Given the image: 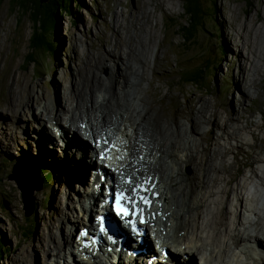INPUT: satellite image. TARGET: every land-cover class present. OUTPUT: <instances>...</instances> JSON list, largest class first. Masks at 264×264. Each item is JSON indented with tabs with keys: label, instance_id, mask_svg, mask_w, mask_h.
Returning a JSON list of instances; mask_svg holds the SVG:
<instances>
[{
	"label": "rangeland",
	"instance_id": "rangeland-1",
	"mask_svg": "<svg viewBox=\"0 0 264 264\" xmlns=\"http://www.w3.org/2000/svg\"><path fill=\"white\" fill-rule=\"evenodd\" d=\"M9 1L10 0H5L0 4V127H2V130L0 129V238L4 240V245L8 248L7 252L0 250V264H54L56 258L53 254L60 252V249L64 247L63 245L60 246L58 243L59 235L63 236V231L58 230V228L54 229L56 234V245L59 246H55L54 244L51 248L52 254L50 255V260L45 255L43 249L46 246H43L41 242L38 241L37 236L39 237L42 231L47 234V227L51 225V222H60L64 218L60 217L53 221L63 209L72 210L73 206L76 205L73 212L77 215V213H79L78 208L82 207H78V199L81 198L82 194L79 191V187L76 185L77 181L71 179L65 170L67 164L70 165L75 159L76 161L78 160V154L75 155L78 138L76 135H70L73 143L68 141V147L61 146L62 144L55 146L52 140H50V145H44V148L47 151H55L58 155L52 154L50 157H45L33 147V145L38 144L39 141L41 142L39 130L35 127L34 129H30V125L26 123H31V121H27V119L34 112L41 113L37 101L39 98L43 97V95L46 94L48 96L51 94L50 91H54L55 82H60L58 84H60L63 98L65 97L64 90L68 86L70 92L75 94L79 87L86 88L91 85H96V99L99 101L102 99L100 97L102 96L101 86L98 81L93 80L91 82H85L83 86H78L80 70L77 71V69H80L82 63L78 66L72 59V44L74 38L76 37L77 40L81 41L78 44L80 53L82 54L85 51L86 55H82V62L89 60L88 58L95 53H99L111 59L109 53L115 49L114 46L119 44L122 39H129V35L137 29H140L142 27V22L148 20V18H145L143 21H137L140 19V14H143L142 11L148 8L149 11L152 12L149 17L153 19L151 26L154 28V36L152 35V39H154L153 42L156 43H154L153 46L151 44V48L147 53L146 62L139 65L141 67L145 66V80L141 85L140 97H145L150 101L155 99L156 102L151 104V108H156L160 114H163L165 109L169 114H177L179 112L178 106L187 107L186 114H188L191 111L192 105L199 106L198 99L201 97L206 99L209 105L214 107L213 110L226 116L228 113H232L231 108L237 109L240 107L241 102L237 99L240 98L241 95L238 90L239 82L242 88H244L243 85H247L245 81L237 79L238 77H243L239 67L241 63L243 65V61L241 62L242 58L238 57L239 49L236 44L237 41L241 39H238L239 31L237 32L236 28L241 30L243 20L245 21L249 18L250 14H253L258 27H264V0H208L205 5L202 6L203 20L201 28L196 21L190 24L191 17L189 15V9H192V13L196 12L197 3L203 0H192L190 3H187L186 11L184 10L185 14L182 17L184 26L185 24H190L189 28H187L188 26L183 28V32L188 37V39H186V47L183 45L181 37L174 35L172 32L175 31V25L180 21V16L183 14L184 0H85L83 8L79 10L76 8V5H72L71 12L69 10L66 12L64 11L62 16L60 11H57L60 17L58 18L57 24L58 32L53 33L51 37L55 40V53L52 55L45 54L40 56L44 57L42 58L40 72L39 67H33L35 66L34 64H31L29 69L23 66L26 65L23 63V60L25 55L28 54L29 38L34 34L32 31L33 17L25 13L28 8H25L22 12H18L15 7V2L14 6L11 7ZM163 12L170 15L171 18V21L167 23L169 28H167V30L163 23ZM23 13L25 17L22 18ZM38 21V18L34 19V30L40 29L42 21H40V25ZM232 21L234 22V26L232 25ZM208 29L212 32H207ZM245 34L247 35V32ZM152 47L154 48L152 49ZM185 48L188 52H185ZM153 50L154 54H151ZM120 52L122 55L116 57L123 58L126 70V57H124L126 49L122 48ZM158 55H160V57H157ZM247 55L248 53L244 51V56ZM253 56L254 59H256L254 54H252V57ZM116 61H119V63L115 65L116 70L123 71L124 64L120 60ZM258 61H260L264 70V61L260 59H258ZM177 63L186 65V73L180 70V65L176 66ZM109 64L108 67L103 66L96 71L102 76L107 77L112 70L113 61ZM69 65L70 68L72 67V72L68 71ZM89 65H92V60L89 62ZM203 66L207 67L205 72L206 80L203 82V87H205V89L186 87L183 85L184 81H178L179 77L182 75L187 79L191 74L201 72ZM73 76L77 79L72 82L67 80V77L73 78ZM28 79H32V83H36L38 87L36 86L33 89L31 84L27 81ZM177 84H179L180 87ZM62 87L64 88L62 89ZM29 89L30 92L35 91V98L32 102V106H30L31 108L25 107L22 116H16L17 118H14L9 114L10 106L5 105L6 102L12 103L15 101L16 99L14 98L17 91L18 93L20 92L18 94L19 97L26 96ZM263 91L264 89L262 92ZM191 99L194 101L192 104L189 102ZM136 103H138V101L134 103V106L136 105L135 108L139 105V103ZM73 106H75V103H67L68 109L71 110ZM240 108H242L243 111L246 110L244 113L245 116H254L256 121L264 125V97H259L256 100H247ZM39 113L38 115H40ZM233 115L236 116L235 114ZM6 117L10 121L7 120ZM231 118L233 119L232 123L228 122V126L226 127L225 122L221 119L219 120L220 122L217 121V126L210 125L212 124L211 122L207 124L208 126H205L203 132H200L201 135L196 134L204 145L210 143L211 148H217L222 152L219 157H216L212 161L216 169L210 171L205 178L206 181L213 180V185L216 184V179H214V177L220 172L219 165L221 162H218V160L223 156V153L228 152L226 156L227 161L225 163L228 169L226 172L221 171L219 173L220 177L223 178L220 181L221 183L218 182L213 187L215 193L213 191L210 196H205L202 201L205 224L207 221L210 223V219H212L213 222V219L217 217L220 221L222 220L226 223V225L219 226L218 224L214 233L208 230L206 231L210 233V235H215L219 234V232H223L224 229H230L229 234L232 235L233 231L231 229H233L234 226H231V223L234 219L237 222L240 218L244 226L250 221L249 223L254 226V229L252 228L251 230H257L258 228L257 231L259 232L256 233L260 236L258 239L263 248L261 255L264 256V186L260 184L264 178V159L261 164L259 163L260 161H253L252 167L246 165L248 161H252L251 158H247V156L254 155L257 157V153H255L257 150L253 148L254 139L248 131L238 130V133L235 129H240L241 122L237 118ZM182 120L187 123L186 119ZM3 121H5V123ZM48 124L52 126L51 122L44 121L41 130H49V127H46ZM56 124L57 123H53V125ZM129 124L130 123L126 121L120 125V128L122 130L125 128L127 130L128 128L129 132L134 133V128L131 124L129 126ZM32 125L38 126L37 123H32ZM84 125L85 124L80 128H83ZM164 125L168 126L166 123H164ZM186 127L188 128L187 125ZM59 128L62 132H71V130L63 126V124H60ZM218 128L224 131V135L235 137L239 140L243 137L241 133H243V135L245 134L244 138L247 139V144H251V146L248 147L243 145L233 138L223 137L222 132ZM232 129L234 130L232 131ZM211 131H214V134H211ZM251 131L253 132L255 129ZM258 132L259 130H257V133ZM261 145L262 143L258 144V146ZM72 147H76L73 153L71 152ZM29 155L35 159L34 161L48 164L43 165V167L45 171H49L51 178H55L51 188L40 191L39 186L41 185L42 177L44 178L48 175L43 173V176H41L38 166L37 171L27 172L26 178L30 179L32 184L36 187L34 205L36 204L37 209L30 214H28L30 210L24 208L19 182L12 178L18 170H14L16 165L19 163H30L29 161L33 160L32 158H27ZM185 155L186 153L183 152V154H181L183 161L179 160L180 168L181 165L185 166L182 169L177 167L175 175H177L176 172L180 169L183 175L191 176L192 169L190 165H186ZM161 156L162 153L159 154V157ZM4 158L9 160L10 163L13 162V167L10 164L7 169L6 167L4 168L2 164ZM68 158L70 160H68ZM221 167L223 168L224 165H221ZM252 170H254L253 173ZM243 174L248 175L247 180H250L246 181V177L243 176ZM249 185L252 187L250 188ZM254 188L258 190L259 193L256 192ZM231 193L233 196L230 197ZM237 195H242L244 197L242 206L239 204L241 199H239L238 202ZM214 198L224 205L214 204L212 202ZM261 205H263L262 208H258L260 210H255L256 213L250 209V207L257 209L256 207ZM223 207L226 208V212H228L229 216H223L221 219L219 211ZM29 208L31 209V205ZM75 208L78 210H75ZM205 211L210 213V215H206ZM32 217L36 218L35 230L33 235L29 234L26 236L23 232L25 219H32ZM227 220L229 224H227ZM81 221V218L78 223L70 220L72 224L65 225V230L62 229L64 230V236L65 234L68 235V232L65 233L66 228L70 230L73 225H75L76 228L82 224ZM254 223L256 224L254 225ZM203 227L204 225L201 220L200 228L203 229ZM147 228H149L150 236L153 240L160 239L155 231H151V227L147 226ZM240 229L242 241L248 240V235H242L244 233L243 227ZM261 229L263 231H261ZM72 231H74V229ZM69 239L71 238H68V240ZM185 242L184 240V243ZM215 242L219 244L218 241L215 240ZM72 243L71 241L70 244ZM209 244L210 243L206 242L203 245L206 248ZM256 244L258 243L256 242ZM256 247L257 246L252 249L256 253L260 252L261 250L256 251ZM46 250H48V247H46ZM201 256L202 262H207V264H209L210 261L208 262V258H206L208 257V253L207 255ZM232 258L234 259H231V262L234 264H253V262L245 263L244 259H242L243 257L237 258V256H233ZM262 261H264V257H262L261 262ZM61 263L71 264L67 255L63 256V261Z\"/></svg>",
	"mask_w": 264,
	"mask_h": 264
},
{
	"label": "bare ground",
	"instance_id": "bare-ground-1",
	"mask_svg": "<svg viewBox=\"0 0 264 264\" xmlns=\"http://www.w3.org/2000/svg\"><path fill=\"white\" fill-rule=\"evenodd\" d=\"M142 13L143 14H140V19L137 21H143L145 18H148V20L146 22H142V27L132 32L129 35V39H122L119 44L114 46L117 52L115 51V49H113L109 53L111 59L107 56L105 57L99 53H95L93 56L88 58L89 60H87L86 62H82L81 58L82 55L85 54V51L81 54L78 49V44L81 41L77 40L76 37L73 40V62L78 66H80L82 63L80 69H77V71L80 70V79L78 81V86H83L85 82H91L93 80L98 81L100 83L102 93V96H100L102 99L100 101L97 100V96H95L97 95L95 94L96 85H91L86 88L79 87L77 93L75 94H72L70 92L68 86L64 90L65 97L63 98V95H61L60 84H58L60 82H55L56 85L54 91H50L51 94H49L48 96L46 94L43 95V97L39 98L37 101L41 110V113L38 112L40 115H38L37 112H34L28 119L26 118L27 121H31V123L26 124L30 125V129H34V127L36 129H41L44 121L49 123L51 122L52 126H50L49 124L46 125V127H49V130H42L39 135H43L44 137H46V139L53 138V140H55V142L53 143L55 146H59L58 143L61 142V146L68 147V144L62 141V134H64V137L66 139H68V134L77 135L79 136V138H81V141H84L86 133H92L93 137L96 139L100 137L96 128L98 125L109 126L118 131L120 130V125L122 123L126 121L129 122L134 128V133L131 138L134 140L135 144H137L138 142H143V144L148 147L153 159L155 160V163L149 166V172L153 173L154 175H158L160 183L165 188V190H162L161 184L159 182H156L155 189L158 191V194L160 196L163 194L162 198L165 200V203L162 204V207L165 208L163 210L160 206V203L162 202L161 200L156 201L153 204L152 208L147 211L149 219L147 220L145 227L147 225L151 226L153 229L157 230L160 236L164 238V241L162 242L163 249L171 254V259L167 262V264H174L184 261L186 259V256H188L187 259H191L196 255H204L205 252L210 255H213V250H217L221 244H216L214 238H212L210 233H207L205 229H203V231L198 236H194L193 232L194 230L198 232L200 229V218L203 198L205 196H210V194L213 193V187L223 179L222 177H220L219 173L221 171L226 172L228 169V167H226L225 165L227 161L226 156L228 155V152L223 153V156L218 160V162H221L220 165L218 164L220 166V172L214 177V179H216V184L213 185V180L206 181L205 178L210 171H214L216 169V166L212 163V161L216 157H219L222 152L217 148H211V144L207 143L206 140L205 141L207 145H204L201 140L196 136V134L201 135L200 132H203L205 126H208L207 124L211 122L212 124L210 125L217 126V121L223 119V122H225L226 127L228 126V122L232 123L233 119L231 117L237 118L241 122V126L240 129L235 130H237L238 133V130L248 131L254 139L253 148L257 150V152H255L257 153V157H255L254 155L247 156V158H251L252 161L247 160L248 162L246 165L252 167L254 162L260 161L259 163L261 164L264 159V125H262L261 122L256 121L254 119V116H245L244 113L246 110L243 111L242 108H240L243 103L247 100H256L259 97H264V91L262 92V90L264 89V70L262 64L260 63V61H258V59L264 61V27H258L255 18L253 17V14H250L249 18H247L245 21L243 20L241 24V30L236 28V31H239L238 39H241L238 40L236 44L239 49H237L239 52L238 57L242 58L241 62L243 61V65L241 63V66H239L240 72L243 77H238L237 79L245 81L247 84L243 85L244 88H242V85L239 82L238 90L241 93L240 98H237L238 101L241 102L239 108H231L232 113H228L226 116H223L220 112L213 110L214 107L209 105L206 99L200 97L198 99L199 106L192 105L191 111L188 114H186L187 107L185 108L183 106H178L179 112L177 114H169L166 109L163 111V114H160V112L156 108H151V104L156 102L155 99H152L150 101L145 97H140L142 89L141 85L142 82L145 80V66L141 67L139 65L141 63L146 62L147 53L148 50L151 48V44L153 46V44L156 43L153 42L154 39H152L154 28L151 26V23L153 19L149 17L152 12L149 11V9L147 8V10H143ZM232 23V25L234 26L233 21ZM246 32L247 35L245 34ZM122 48L126 49V52H124L126 53L124 54V57H126V70L125 64L123 63V58L116 57L122 55V53L120 52V49ZM153 48L154 47H152V49ZM244 51L248 53L247 56H244ZM151 54H154V50L153 52H151ZM252 54L256 56V59H254V56L252 57ZM157 57H160V55H158ZM115 59L120 60L124 64L123 71L116 70L115 65L119 63V61H116ZM91 60L92 65H89V62ZM112 61V70L107 77L102 76L96 71L100 67H108L110 65L109 63H111ZM68 71L72 72V67L70 68V65ZM76 79L77 78L74 76L73 78L67 77V80L70 82ZM27 81L31 84L33 89L36 86L38 87L36 83H32V79H28ZM63 88L64 87H62V89ZM30 89L24 97H19L18 94L20 92L18 93L17 91V94L14 98L16 100L12 103L6 102L5 105L10 106L9 114H11L14 118H17L16 116H22L23 109L25 107L32 106V102L35 98V91L30 92ZM136 101H138L139 103L137 108H135L136 105L134 106V103ZM189 102L192 104V102L194 101H192L191 99ZM67 103H75V106H73L70 110L67 107ZM233 114H235L236 116H234ZM6 119L9 120L7 117ZM182 119H186L187 123H185ZM5 121L3 122L5 123ZM93 121H95V124L92 123ZM32 123H37L38 127L36 125H32ZM53 123L57 124L53 125ZM164 123H166L168 126H165ZM60 124H63V126L69 128L71 132L60 131ZM83 124L87 125L85 130L83 128H80ZM186 125L188 126V128L186 127ZM0 129L2 130V127H0ZM252 129H255V131L252 132ZM219 130L222 132L223 137L233 138L243 145H246L248 147L251 146V144H247V139L244 138L245 134L243 135V133H241V136L243 137L239 140L235 137H229L227 135H224V131L222 129ZM233 130L234 129H232V131ZM257 130H259L258 133ZM210 133L214 134V131H211ZM46 134H49L52 138ZM121 135L124 136L123 133ZM199 142L201 147L199 145ZM259 143H262V145L258 146ZM82 145H84L86 148L91 147V144L89 142H87L86 144L84 142L77 141V149L75 151V155L78 154V160L76 161L75 159L72 164L68 165L69 172L72 174V177L78 182H80V177L76 172H74L73 167L78 168L82 165L84 161H87L85 159L86 151L84 148H82ZM33 147L36 149L37 152H39L45 157H50L52 154H57L55 151H47L44 148V144H42V142L40 141L38 144L33 145ZM74 148L76 147H72L71 149L72 153ZM178 152L186 153L185 163L186 165L191 166V176L183 175L180 172V169L178 170V172H176L177 175H175V170H177V159L179 157ZM160 153H162L161 157H159ZM27 158H32L33 160H35L30 155L27 156ZM90 158L91 157H89V159ZM167 161L169 162L167 163ZM221 165H224V167L222 168ZM37 166L40 168L41 176H43V164L40 163ZM253 172L254 170H252V173ZM243 176L246 177V181L250 180H247L248 175L243 174ZM97 179L99 180L100 177H98ZM260 184L261 186H264V178L262 179V182H260ZM153 185L154 182H151L149 186ZM249 186L250 188L252 187L251 185ZM256 192H258V190H256ZM232 193L230 197L233 196ZM237 196L238 202L239 199H241V202H239V204L242 205L244 197L242 195ZM212 202L214 204L217 203V205H224L220 201H216L215 198L212 200ZM83 203V199H78L79 206H82ZM75 206L76 205L73 206L72 210L63 209L62 211H60V214L53 221L60 217L64 218L60 222H51V225L47 227V234L43 233L42 231V234H40L39 237L37 236L38 241L41 242L43 246L45 245L46 247H48V250H46V247L43 249L45 251V255L48 257L49 260L51 257L50 255L52 254L51 248L54 244L55 246H64L63 249H60V252L53 254L56 258L54 260V264H60L63 261V256L67 255V247L65 244L67 242L66 237L64 238L59 235V245H56V234L54 229H64L65 225L72 224L70 223V220L75 223L80 222V216L78 215V213L76 215L73 212ZM173 206H175L177 210L173 209ZM78 209L75 208V210ZM168 212H172V214ZM219 215H221V219L223 218V216H229L228 212H226L225 207L221 208V210L219 211ZM153 216H155V219ZM225 225L226 223H224L222 220L219 222V226ZM73 229H75V225H73L72 228L68 230L67 240L68 238H71L68 240L70 242H73ZM261 231L263 230L261 229ZM179 234H186L185 243L181 242V238L183 236L179 237ZM177 236L178 242L177 247H175L172 246L174 239L173 237ZM248 236V240L242 241V236L240 234L236 235V237L233 238V244L238 249L249 243L252 248L257 246L256 251L262 250L261 242L258 239V237L260 236L256 234H248ZM61 237L62 239L60 240ZM128 239H131L134 243L136 242V240L130 236L128 237ZM148 241L149 238H147L145 244H147ZM206 242L210 244L205 248L203 244ZM256 242L258 244H256ZM183 245L186 247L182 248ZM138 249H142V247L138 246ZM149 249L150 245L147 246V251H149ZM144 258L147 261L149 257L145 256ZM127 260L131 261L130 259ZM209 260L215 261V256L213 255L210 257V259L208 258V262ZM211 261L209 264H219L211 263ZM184 263H189V261L187 260ZM261 263L264 264V261H262ZM225 264H228V258H226Z\"/></svg>",
	"mask_w": 264,
	"mask_h": 264
},
{
	"label": "clouds",
	"instance_id": "clouds-1",
	"mask_svg": "<svg viewBox=\"0 0 264 264\" xmlns=\"http://www.w3.org/2000/svg\"><path fill=\"white\" fill-rule=\"evenodd\" d=\"M206 1H208V0H203L202 6L205 5ZM40 2H41V4H48L50 2V0H48L47 2H42V0H40ZM84 3H85V0H71L69 11L71 12V6L72 5H76L77 6L76 8L78 10L83 8ZM58 10L60 11L61 16H62V14L65 10L61 11L60 7L58 8ZM184 10L186 11L185 0H184V6H183V14L180 16V21L175 25V31H172V32L174 33V35L181 37L183 45L186 47V44H187L186 39H188V37L183 32V28H186V26H188L187 28H189L191 23L185 24V26H184V22L182 19V17L185 14ZM66 11H68V10H66ZM170 21H171L170 15H167L165 12H163V23H164L166 28H168L167 23H169ZM199 27L201 28V26H199ZM57 30L58 29L56 26L54 33L58 32ZM207 32H212V31L208 29ZM171 47H172V45H171ZM220 49H221V47H220ZM185 52H188V50H186V48H185ZM221 53H222V51H221ZM179 65L180 64L177 63L176 66H179ZM186 69L187 68H186L185 64L180 65V70L182 72L186 73ZM201 70L202 71L199 73H203L204 80H206L205 72L207 70V67L203 66ZM193 74H198V73H193ZM180 77H183L184 79L180 80ZM180 77H179L178 81L179 82L184 81L183 85L186 87H195L197 89H205V87H203L204 80L201 83V85L199 87H197V86H194L192 84H186L189 77L187 79H185V77L183 75ZM177 85L180 87L179 84H177ZM261 117H262V115H261ZM93 124H95V122H93ZM102 127H104V126L98 125L96 127L98 133H99V128H102ZM38 130H39V133L42 132L41 129H38ZM122 132L124 133V136L121 135ZM46 135L51 137L49 134H46ZM62 135H63L62 138H63L64 142L67 143L69 141V142L73 143L72 137L70 136V134H68V139H66L64 137V134H62ZM118 135L120 136L121 144L129 145V146H136L138 143H140V142H138L137 144H135L134 140L131 138L133 133L129 132L128 129L126 130V128L124 130H122L120 128V130H118ZM39 138L41 139V142L44 145H50V143H49L50 140H52V143L55 142V140H53L52 137H51L52 139H46V137H44L43 135H39ZM77 138H78V136H77ZM77 141L80 142V139L78 138ZM58 144H62V143L59 142ZM85 159L87 161H84L80 167H78V168L73 167L74 172H76L78 174V176L80 177V182H78L77 180H75L72 177L71 173L69 172L68 164H67L66 169H65L67 171L68 175L71 177V179H73L74 181H77L76 185H77V187H79V191L82 194L81 198H79V199H83V201H84L82 207H79V205H78V207H79V213L78 214H79L80 218L82 219V224L74 229L73 243L70 244V241H68V240L65 243L66 247H67V257H68V260L70 261V263L71 264H83V263H85V264H167V262L171 259L170 258L171 254L166 252L163 249L162 242L164 241V238L162 236H160V234H158L156 229H153L149 225H147V226L151 227V231H155L156 235L159 236L160 239L153 240L152 237L150 236V230L146 226L143 229V231H141V234L144 233L145 236L148 235L145 238L144 243L142 245H139L140 247H142V249H138V247L133 245V244L129 245L127 247V249L123 252H118L115 249L108 247V246L104 247V245L107 244V242L109 241L111 235L121 239V240H119V242L124 241L123 238L128 239L129 236L132 237L133 239H135L133 234L136 233L137 228L132 226V224L129 222V220L126 216H120L119 215L122 212V207L116 201L115 195L113 194V192L109 188L100 185V187L102 188L101 195L95 193L90 188V184H89L90 180L94 181L97 184H98V181L95 178L91 177V174L93 173V171L91 173V162H92V160L89 159V157H86ZM3 160H7V159L4 158ZM3 160H2V162H3ZM68 160H70V159L68 158ZM29 162L30 163L27 162L25 164L19 163L18 165H16V167L14 169L15 171L18 169L16 171V174H18V175L20 174V176L22 178H24V180H27V181H30V179L26 178L28 171L35 172L37 169V165H39L40 163L46 164V163H42V162H38V161H34V160H30ZM72 162H71V164H72ZM11 163L13 165V162H11ZM44 173L47 175H50L49 171H45V169H44ZM54 180H55V178H52L50 188H51L52 184L54 183L53 182ZM146 180L149 182L148 177ZM42 181H43V187L41 188L40 191L44 190L45 183L48 182V176L44 177V178L42 177ZM26 186L27 187H34V191L31 195V197L33 199V210H32V213H33V211H35L37 209L36 204L34 205V203H35V196L34 195L36 193V187H35V185L32 184L31 181L26 182ZM134 189H135V191H134ZM141 189H142V187L139 184L130 183V185H129V196H130V200L132 202L135 200L136 197H138V195L141 192ZM86 190L91 191V194L89 196V200L91 201V203L93 205H91L90 207H88L85 203V196H84L83 192ZM20 192L22 194V202H23V191L21 190V188H20ZM134 194H136V195L134 196ZM100 196H103L105 198V204H106L107 209L109 210L108 214H106V215H100V213H99L98 200H99ZM262 206L263 205L257 206L256 207L257 209L250 207V209L256 213L255 210H260L258 208H262ZM24 208H25V206H24ZM95 212H98L100 217H101V220L103 222H106L109 225L110 228L108 231L104 232L101 223L96 222L92 219V216ZM32 218L36 219L35 217H32ZM219 222H220V219L217 217H215L213 219V222H212V219H210V223L207 226V228L209 229V232L214 233ZM235 222L236 221L234 219L231 223V226L235 227V228L231 229L233 231L232 236H236V235L240 234V232H241L240 228H242V227H243V232H244L242 235H248V234L258 235V233H256V232H259V231L251 230L254 227L253 224L248 223L244 226V225H242V221H240V218H239V220H237L236 223ZM240 222H241V226H240ZM84 224L93 226L95 228L96 232L87 231V230L82 229L81 226ZM227 224H229L228 220H227ZM255 224L256 223H254V225ZM236 228H238V229H236ZM58 230H61V229H58ZM64 230H61V231H63L62 237L65 238V237H67V235L64 236ZM113 230L117 231V233H112ZM229 230L230 229H227V230L224 229V231H226L228 233L230 232ZM66 232H68V228H66L65 233ZM215 236L217 238L223 239V237L220 234H215V235L212 234L211 235V237H213L214 240H216ZM62 237H61V239H62ZM89 238H96V239L101 240L103 243V247L98 251L88 249V250H86V253H84L83 249L80 247V245H78L77 241H80L81 243L84 244V247H86V241ZM147 238H149V241L147 242V244H145ZM173 238L174 239H173V245L172 246L177 247L178 238L177 237H173ZM216 241H218V240H216ZM181 242L184 243V241L182 239H181ZM90 243H92V241H90ZM219 243H221L219 248L217 250L216 249L213 250V255L215 256L216 260L215 261L209 260V261H211V263L223 264L224 262L220 260V258L222 256H224V253H222V250L225 251V249L229 248L230 251H229L228 256H238V258L243 257L242 259H244L245 263L253 262V264H262L261 263V257H264V256L261 255V251L256 253L252 249V247L250 246L249 243H247V245H244L238 249L233 244V239H227V240L224 239L223 242H219ZM148 245H150L149 251H147ZM182 248H183V246H182ZM0 250L6 251V252L8 250L7 246L4 245V240H3V246H2V248H0ZM219 250H220V252H218ZM204 255H207V252H205ZM213 255L208 254V257H206V258L210 259V257ZM217 255H218V257L216 258ZM145 256L149 257L147 261L144 258ZM127 259H130L131 261H128ZM184 261H182L180 263H174V264H186V263H184ZM188 261H189V263H187V264H207V262L203 263L202 262V256H198V255H196L195 257H192L191 259H188Z\"/></svg>",
	"mask_w": 264,
	"mask_h": 264
},
{
	"label": "trees",
	"instance_id": "trees-1",
	"mask_svg": "<svg viewBox=\"0 0 264 264\" xmlns=\"http://www.w3.org/2000/svg\"><path fill=\"white\" fill-rule=\"evenodd\" d=\"M2 1L0 0V4H2ZM192 0H185V5L187 3H190ZM11 7L14 6L19 12H22L25 8H28V10L25 11L26 14H29V16L33 17V33L29 40V48H28V54L25 55L23 63L26 65L28 69L31 67V64H34V67H39V72L42 67V58L40 57L45 54H54V46H55V40H53L52 34L54 33L56 26L58 24V16L57 10L60 7L61 11L70 10V4L71 0H50L48 4H41L40 0H10ZM203 2V1H202ZM202 2H198L196 7V12L192 13V9H189V15L191 17V24L196 21L198 26H201L202 20H203V8H202ZM25 17L24 13L22 15V18ZM38 18V24L40 25V21H42L40 25V29L34 30V19ZM30 55V56H29ZM35 56V57H33ZM37 56V57H36ZM31 57V58H29ZM40 57V58H39ZM183 77H180V80H183ZM204 77L203 73L198 74H192L186 84H192L194 86L199 87L201 83L203 82ZM4 162V163H3ZM2 164H4V168L7 167L12 163H10L8 160H3ZM47 165V164H43ZM13 167V165H12ZM51 175H48V182L45 183L44 190H47L50 188L51 184ZM1 192V190H0ZM47 198V196H46ZM4 208V206L2 205ZM35 223L36 219L34 218H26L25 219V227H23V232L26 236L33 235L35 230ZM3 246V240L0 238V248Z\"/></svg>",
	"mask_w": 264,
	"mask_h": 264
},
{
	"label": "water",
	"instance_id": "water-1",
	"mask_svg": "<svg viewBox=\"0 0 264 264\" xmlns=\"http://www.w3.org/2000/svg\"><path fill=\"white\" fill-rule=\"evenodd\" d=\"M47 1L48 0H42V2H47ZM12 178L19 182V186H20L21 190L23 191V204H24L26 210H30L28 212V214H30L33 210V199L31 197V195L34 191V187H27L26 182H30V181L24 180V178H22L18 174H14L12 176ZM42 187H43V181H41V185L39 186V190H41ZM30 205H31V209L29 208Z\"/></svg>",
	"mask_w": 264,
	"mask_h": 264
},
{
	"label": "snow or ice",
	"instance_id": "snow-or-ice-1",
	"mask_svg": "<svg viewBox=\"0 0 264 264\" xmlns=\"http://www.w3.org/2000/svg\"><path fill=\"white\" fill-rule=\"evenodd\" d=\"M134 191H135V189H134ZM141 199H142V200H145V202H147L145 198L141 197Z\"/></svg>",
	"mask_w": 264,
	"mask_h": 264
}]
</instances>
